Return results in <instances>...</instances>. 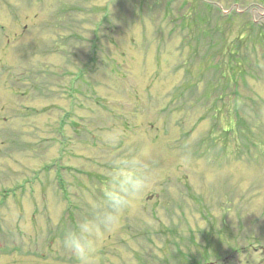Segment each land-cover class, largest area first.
I'll return each instance as SVG.
<instances>
[{
    "label": "rangeland",
    "instance_id": "obj_1",
    "mask_svg": "<svg viewBox=\"0 0 264 264\" xmlns=\"http://www.w3.org/2000/svg\"><path fill=\"white\" fill-rule=\"evenodd\" d=\"M136 150L95 264H264V0H0V264H78L64 231Z\"/></svg>",
    "mask_w": 264,
    "mask_h": 264
},
{
    "label": "clouds",
    "instance_id": "obj_2",
    "mask_svg": "<svg viewBox=\"0 0 264 264\" xmlns=\"http://www.w3.org/2000/svg\"><path fill=\"white\" fill-rule=\"evenodd\" d=\"M149 157L139 150L107 159L104 183L89 204L88 212L72 228L66 229L61 243L78 264H95L97 235L114 230L120 216L148 186Z\"/></svg>",
    "mask_w": 264,
    "mask_h": 264
}]
</instances>
